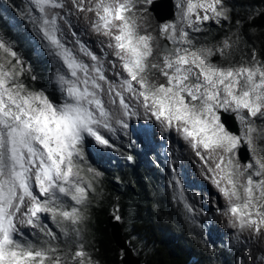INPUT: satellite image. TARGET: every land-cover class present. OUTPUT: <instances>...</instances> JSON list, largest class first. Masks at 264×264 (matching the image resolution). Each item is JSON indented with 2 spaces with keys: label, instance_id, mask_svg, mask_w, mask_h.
<instances>
[{
  "label": "snow or ice",
  "instance_id": "snow-or-ice-1",
  "mask_svg": "<svg viewBox=\"0 0 264 264\" xmlns=\"http://www.w3.org/2000/svg\"><path fill=\"white\" fill-rule=\"evenodd\" d=\"M30 2L40 13L44 39L58 49L57 55L71 78L57 74L64 101L56 104L43 90L27 91L23 83L14 82L13 72L0 65V264H93L83 245L70 256L53 247L49 241L57 236L46 220L50 217L59 223L60 217L73 226L84 220L79 208L67 207L65 198L75 205H82L88 198V189L80 183L75 163L83 155L86 138L111 146L100 131L111 130L109 112L98 95V90H102L99 81H106L107 77L95 54L81 46V51L97 62L90 67L61 43L56 15L49 18L47 10L62 8V3ZM146 2L151 4L152 0ZM82 5L80 0L81 10ZM134 7L133 0H97L95 5L97 21L93 28L97 32L103 30L115 41L109 47L114 48L113 55L127 73L128 78L121 80L120 87L137 100L142 98L146 111L167 127H175L194 149L226 154L227 159L223 154L219 156L215 165L218 177L213 176V183L228 200V211L240 225L254 226L259 232L264 226V157L253 156L241 165L233 154L242 143L254 152L258 131L264 137V129L254 127L256 119H264V61L257 60L253 53L251 61L242 64L214 63L212 58L217 55L222 61L228 60L239 37L234 40L226 35L215 44L196 47L183 27L177 37V24L170 22L161 27V33L184 47L168 49L162 63L149 65L153 54L151 37L139 35L135 20L129 16ZM179 7L181 20L193 32L202 31L204 22L218 24L227 19L224 0H182ZM198 10L204 14L201 16ZM0 50L17 57L2 39ZM150 70H159L167 83H151L146 75ZM114 91L115 85L110 84L109 94ZM123 92L115 94L125 115H132ZM221 109L234 113L245 130L229 131L221 123ZM118 122L128 127L127 123ZM26 228L38 230L48 240L38 247L26 238ZM73 230L79 235L78 229Z\"/></svg>",
  "mask_w": 264,
  "mask_h": 264
},
{
  "label": "trees",
  "instance_id": "trees-1",
  "mask_svg": "<svg viewBox=\"0 0 264 264\" xmlns=\"http://www.w3.org/2000/svg\"><path fill=\"white\" fill-rule=\"evenodd\" d=\"M133 2L135 7L129 16L135 20L139 35L151 37L153 54L149 65L162 63L164 34L160 29L165 23L155 18L146 0ZM224 2L226 20L203 23L200 32L187 31L196 47L215 44L231 35L239 40L228 60L222 61L217 55L212 58L214 63L242 64L251 61L253 53L257 60L264 61V0ZM37 13L29 0H0V39L17 53L14 58L0 50V58L7 59V69L16 76L14 82L23 83L27 91L43 90L53 103L60 104L64 94L58 88L57 74L62 70L55 47L40 31ZM175 18L174 15L171 20ZM146 75L151 83H167L159 70H150ZM257 120L259 130L264 129V119ZM110 144L94 147L86 138L84 158L76 159L75 163L86 177L83 186L88 189V198L82 205L65 198L67 207L79 208L84 220L73 226L60 217L59 223L49 217L46 223L57 236L49 241L53 247L70 256L83 245L93 264H123V252L111 236L112 218L120 224L127 244L142 264L237 263L241 248L209 240L205 225L195 220L163 154H149L135 138H119ZM256 145L260 157H264V137L259 131ZM25 236L38 247L48 240L34 229H29Z\"/></svg>",
  "mask_w": 264,
  "mask_h": 264
},
{
  "label": "rangeland",
  "instance_id": "rangeland-1",
  "mask_svg": "<svg viewBox=\"0 0 264 264\" xmlns=\"http://www.w3.org/2000/svg\"><path fill=\"white\" fill-rule=\"evenodd\" d=\"M58 2L63 4L62 8H50L47 11L49 18L53 14L56 15L59 29L57 36L60 38L61 43L72 49L77 59L82 60L90 67L97 62L92 61L88 55L82 52L81 46L95 54L99 63L103 64L107 80L99 81L102 90H98V95L109 112L108 122L111 125V130L101 128V133L110 142H114L119 138L138 139L149 154L155 156L163 154L169 166L172 167L182 196L193 210L195 220L205 225L209 240L211 242L230 243L240 247L241 251L236 264H264V226L261 227L259 232L255 230L254 226H248L247 224L241 226L240 222L228 211V200L213 183V176L218 177V170L215 169V165L219 162V156L223 153L219 150L194 149L191 142L185 140L175 127H167L161 121L156 120L150 111H146L142 104V98L137 100L132 93L123 92L120 87L121 80L128 77L127 73L123 72L119 59L113 55L114 48L109 47L110 44L114 45L115 41L104 35L103 30L97 32L93 28V24L97 21L95 11L97 0H83V10L79 7L80 0H58ZM181 3L182 0H174L176 18L170 21L177 24V37L181 27L185 31L191 30L181 20V9L179 7ZM28 4L27 2V6H29ZM88 9L93 10L89 11ZM198 12L201 16L204 14L203 10H198ZM37 14L40 16V13ZM193 19H195V15H193ZM112 31L115 33L117 30L112 29ZM167 37L169 39L168 35ZM169 40L175 45V48L184 47L183 44L174 43L172 39ZM54 50L62 70L61 73L71 78L63 60L57 55L58 49L54 48ZM0 65L8 70L6 58H0ZM117 73L121 75H117ZM110 84L115 85V91L123 92L124 100L129 105L128 112L134 114L125 115V109L120 105V98L116 96L115 91L109 94ZM133 86L139 88V85L135 82H133ZM58 88L60 89L59 83ZM118 121L127 123L128 127L124 128ZM237 122L240 133H242L245 130L244 125L238 119ZM254 127L259 130L260 123L257 119ZM88 139L92 146L103 147L98 145L92 138ZM256 140L257 138L254 140L255 144ZM247 148L249 151L248 145ZM197 151L200 152V155H197ZM223 155L227 159L226 154ZM253 156L260 157L257 148L254 152H249L248 162ZM79 158H84V155L76 159L79 160ZM233 159L238 160L240 164L243 163L238 157V149L233 154ZM77 168L79 169L80 183L85 185L86 177L80 168ZM209 169H212V171ZM29 229L31 228L24 229L25 235Z\"/></svg>",
  "mask_w": 264,
  "mask_h": 264
},
{
  "label": "water",
  "instance_id": "water-1",
  "mask_svg": "<svg viewBox=\"0 0 264 264\" xmlns=\"http://www.w3.org/2000/svg\"><path fill=\"white\" fill-rule=\"evenodd\" d=\"M150 11L153 13L155 18L161 22L166 23L171 20L175 15V4L174 0H152L149 6ZM175 48L167 35H163L162 38V51L166 53L168 49ZM221 116V122L225 124V127L234 133H240L239 125L236 116L232 112H224V110H219ZM238 157L243 163H247L249 160V151L247 145L242 143L241 147L238 149ZM110 218V231L111 236L116 244V246L122 250V262L123 264H142L140 259L134 254L131 247L127 244V241L122 233V228L118 221L111 220Z\"/></svg>",
  "mask_w": 264,
  "mask_h": 264
}]
</instances>
